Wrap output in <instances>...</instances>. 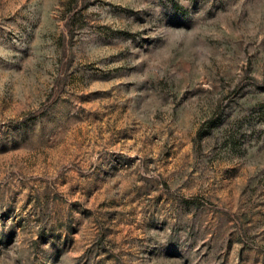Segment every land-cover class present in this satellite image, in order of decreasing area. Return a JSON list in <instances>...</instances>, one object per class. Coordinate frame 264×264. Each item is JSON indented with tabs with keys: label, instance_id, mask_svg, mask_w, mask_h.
<instances>
[{
	"label": "rangeland",
	"instance_id": "374dc122",
	"mask_svg": "<svg viewBox=\"0 0 264 264\" xmlns=\"http://www.w3.org/2000/svg\"><path fill=\"white\" fill-rule=\"evenodd\" d=\"M0 264H264V0H0Z\"/></svg>",
	"mask_w": 264,
	"mask_h": 264
}]
</instances>
